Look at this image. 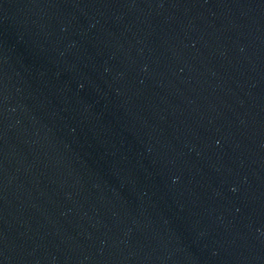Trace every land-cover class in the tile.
<instances>
[{
    "label": "water",
    "instance_id": "water-1",
    "mask_svg": "<svg viewBox=\"0 0 264 264\" xmlns=\"http://www.w3.org/2000/svg\"><path fill=\"white\" fill-rule=\"evenodd\" d=\"M0 264H264V0H0Z\"/></svg>",
    "mask_w": 264,
    "mask_h": 264
}]
</instances>
